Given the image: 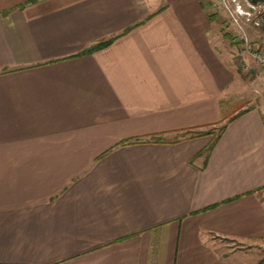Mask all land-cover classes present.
Wrapping results in <instances>:
<instances>
[{
    "label": "crops",
    "instance_id": "1",
    "mask_svg": "<svg viewBox=\"0 0 264 264\" xmlns=\"http://www.w3.org/2000/svg\"><path fill=\"white\" fill-rule=\"evenodd\" d=\"M208 17L201 0H0V264L262 258L264 71Z\"/></svg>",
    "mask_w": 264,
    "mask_h": 264
},
{
    "label": "rangeland",
    "instance_id": "2",
    "mask_svg": "<svg viewBox=\"0 0 264 264\" xmlns=\"http://www.w3.org/2000/svg\"><path fill=\"white\" fill-rule=\"evenodd\" d=\"M214 22L213 42L222 53L230 55L240 68L242 57L264 45V0H201ZM260 47V49H259ZM254 61V60H253ZM247 81L246 79H244ZM216 135L219 131L214 128ZM228 245L231 243L225 242ZM264 255V251H262ZM258 252L247 256L248 264L257 262ZM262 255V256H263Z\"/></svg>",
    "mask_w": 264,
    "mask_h": 264
},
{
    "label": "trees",
    "instance_id": "3",
    "mask_svg": "<svg viewBox=\"0 0 264 264\" xmlns=\"http://www.w3.org/2000/svg\"><path fill=\"white\" fill-rule=\"evenodd\" d=\"M258 0H253V1H251V2H257ZM260 1V0H259ZM210 20H213L212 18H211V16H209L208 17ZM113 41V39H110V40H108V41H102V42H99V43H97V44H95L94 46H92V47H89V48H87L86 50H84L83 52H81V53H79V54H77L76 56H81V55H84V54H88V53H92V52H94V51H97V50H99V49H101V48H103V47H105V46H107L108 44H110L111 42ZM225 126H226V124H224V125H221L220 127H219V131H218V133H220V132H222L223 131V129L225 128ZM210 134V133H212V132H210V131H199V132H195V134L194 135H203V134ZM217 133V134H218ZM186 134H190V132H188V133H186ZM216 138H218V135L216 136ZM153 139V141H159V138H152ZM133 142H139V140L138 139H135ZM213 142H212V144H210L203 152H202V154H205L206 156L209 154V152L211 151V149H212V147H213ZM257 264H264V255L262 256V258L257 262Z\"/></svg>",
    "mask_w": 264,
    "mask_h": 264
},
{
    "label": "built area",
    "instance_id": "4",
    "mask_svg": "<svg viewBox=\"0 0 264 264\" xmlns=\"http://www.w3.org/2000/svg\"><path fill=\"white\" fill-rule=\"evenodd\" d=\"M252 59L264 71V52L255 50L251 52Z\"/></svg>",
    "mask_w": 264,
    "mask_h": 264
}]
</instances>
